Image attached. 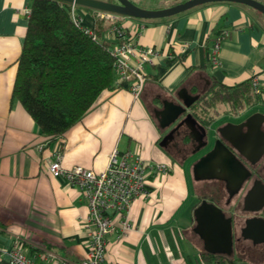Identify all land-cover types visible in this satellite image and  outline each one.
Returning a JSON list of instances; mask_svg holds the SVG:
<instances>
[{
	"label": "crops",
	"instance_id": "1",
	"mask_svg": "<svg viewBox=\"0 0 264 264\" xmlns=\"http://www.w3.org/2000/svg\"><path fill=\"white\" fill-rule=\"evenodd\" d=\"M131 1L157 9L185 0ZM30 5L31 0H0V264H10L9 253L18 247L39 264H45L50 253L72 264H79L85 256L87 204L74 186L43 168L59 149L64 167L101 170L114 149L130 150L146 162L169 167L163 173L148 171V195L134 199L128 212L113 218L106 264H218L207 263L204 254L264 264V241L256 240L257 244L250 234H243L247 218L264 219V206L254 212L244 209L243 198L251 181L229 195L223 177L197 176L194 169L212 148L219 127L236 124L252 112L264 114V101L234 108L212 99L217 85L233 86L256 76L257 94L264 100V15L242 4L218 2L156 20L119 17L118 23L134 45L174 57L144 64L148 78L139 98L114 86L64 136L51 139L11 96L27 26L25 9ZM75 13L83 26L94 27L90 11L76 8ZM219 33L223 36L219 62L212 64L209 55ZM102 37L113 40L104 32ZM182 44L188 48L180 54ZM185 102L190 103L185 114L212 118L203 124L209 129L206 145L200 120L193 123L194 132L182 127L179 134L168 135L174 126L165 125L168 108ZM184 134L189 137L183 139ZM263 164L264 156L258 162ZM203 200L232 218L231 243L224 251L217 241L208 246L200 231L195 211ZM255 247L259 251L249 252Z\"/></svg>",
	"mask_w": 264,
	"mask_h": 264
},
{
	"label": "trees",
	"instance_id": "2",
	"mask_svg": "<svg viewBox=\"0 0 264 264\" xmlns=\"http://www.w3.org/2000/svg\"><path fill=\"white\" fill-rule=\"evenodd\" d=\"M73 8L93 14L92 35L85 33L86 26L73 20ZM100 12L107 13L61 0H31L11 96L21 103L41 133L51 139L64 136L93 108L103 92L115 86L112 49L116 41L102 37L110 21L100 18ZM252 78L233 86L217 85L212 99L234 108L264 101L253 92ZM193 116L206 125L212 119L196 112ZM203 257L207 263L249 264L212 254Z\"/></svg>",
	"mask_w": 264,
	"mask_h": 264
},
{
	"label": "built area",
	"instance_id": "3",
	"mask_svg": "<svg viewBox=\"0 0 264 264\" xmlns=\"http://www.w3.org/2000/svg\"><path fill=\"white\" fill-rule=\"evenodd\" d=\"M29 13L30 9L26 8L25 15L28 16ZM98 16L110 21L105 34L116 41L112 49L115 57V86L125 88L137 99L141 96L148 78L144 64L162 57L172 59L174 56L162 50L134 45L128 39L125 29L118 23L119 15L100 12ZM72 17L74 21L82 24L75 8L72 9ZM83 29L85 33L93 34V28ZM222 37L216 38L212 44L209 55L212 64L219 62L218 52ZM187 48V44L180 45V54ZM252 87L256 94L260 92L256 76L252 78ZM43 168L50 176L61 177L74 186L87 204L88 212L83 220L87 228V251L79 264H106L108 237L114 231L113 218L128 212L134 199L148 195V171L163 173L169 169L164 163L146 162L130 150L116 149L109 154L105 167L98 171L81 165L64 167L60 149L54 151L51 158L43 163ZM124 224L126 229L128 226ZM9 256L10 264H39L26 256L20 247L11 250ZM45 259V264H72L67 258L52 253Z\"/></svg>",
	"mask_w": 264,
	"mask_h": 264
},
{
	"label": "water",
	"instance_id": "4",
	"mask_svg": "<svg viewBox=\"0 0 264 264\" xmlns=\"http://www.w3.org/2000/svg\"><path fill=\"white\" fill-rule=\"evenodd\" d=\"M73 5L93 8L116 15L134 19H162L172 17L196 6L213 2H231L248 6L264 15V4L257 0H185L177 4L157 9L140 7L131 0H61ZM190 103L176 104L168 108L169 115L166 126L174 125L168 135L178 133L180 128L193 129L197 123L189 112L185 114ZM199 122V121H198ZM200 124V123H199ZM202 124V123H201ZM205 129L203 138L206 145L209 140V129ZM189 131V130H188ZM189 133L190 132H185ZM219 134L214 140L212 148L201 156L200 161L194 164L195 174L223 177L228 182L229 195L237 193L245 182L251 184L243 198V206L247 211H260L264 206V178L259 176L258 162L264 156V114L256 111L238 123H227L219 127ZM189 134H184L183 139ZM238 155L247 160L240 159ZM196 219L200 222V231L206 239V244L218 242L221 250H226L231 243L232 218L226 217L223 209L213 203L202 201L195 211ZM244 235L254 240L264 241V219L258 216L246 219ZM208 235H210L208 238Z\"/></svg>",
	"mask_w": 264,
	"mask_h": 264
},
{
	"label": "flooded vegetation",
	"instance_id": "5",
	"mask_svg": "<svg viewBox=\"0 0 264 264\" xmlns=\"http://www.w3.org/2000/svg\"><path fill=\"white\" fill-rule=\"evenodd\" d=\"M261 165V164H260ZM259 176H261V172H262V170L264 169V164L262 165V166H260L259 167ZM263 214H264V211H263Z\"/></svg>",
	"mask_w": 264,
	"mask_h": 264
},
{
	"label": "rangeland",
	"instance_id": "6",
	"mask_svg": "<svg viewBox=\"0 0 264 264\" xmlns=\"http://www.w3.org/2000/svg\"><path fill=\"white\" fill-rule=\"evenodd\" d=\"M258 1V0H257ZM264 215V214H263ZM254 242H257L256 240H254ZM257 244H258V242H257ZM254 251H259L258 249H257V247H255V249H250L249 250V252H254Z\"/></svg>",
	"mask_w": 264,
	"mask_h": 264
}]
</instances>
